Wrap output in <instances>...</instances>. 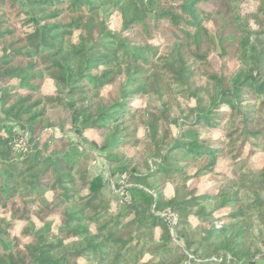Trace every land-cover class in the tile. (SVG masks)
<instances>
[{"label": "trees", "instance_id": "1", "mask_svg": "<svg viewBox=\"0 0 264 264\" xmlns=\"http://www.w3.org/2000/svg\"><path fill=\"white\" fill-rule=\"evenodd\" d=\"M90 133L128 202L70 155ZM263 152L264 0H0V264H264L245 226L264 199L217 171ZM207 175L217 193L188 187Z\"/></svg>", "mask_w": 264, "mask_h": 264}, {"label": "rangeland", "instance_id": "2", "mask_svg": "<svg viewBox=\"0 0 264 264\" xmlns=\"http://www.w3.org/2000/svg\"><path fill=\"white\" fill-rule=\"evenodd\" d=\"M202 6L207 9L213 8L211 5H207V4H204ZM248 6L255 7V3L251 1L248 3ZM109 22L112 29L117 30L120 28L121 19L118 15L116 14L112 15ZM213 33H215L214 29H213ZM212 62L216 67V69H219L222 63L221 59L215 55L212 56ZM229 65L232 69H236L238 67V62L236 60H231L229 62ZM187 95H188L187 93H184L183 95L177 93L175 95L177 102V104L174 107L175 112L179 113L180 109L191 105L194 106L196 104L194 100L188 99ZM148 100L155 102L157 106L160 103L159 97L156 95L151 94L150 96H148ZM129 102L134 106H141L146 104L145 99H138V98H131ZM17 129L20 131L18 127ZM61 135L62 134L59 132V130L54 131L55 137ZM89 135L90 137H88L87 139L81 140L83 145L82 144L79 145L77 143L74 144L73 146L74 150L71 151L70 155L73 157V160L78 158L79 156H85L86 151L84 149V146L88 148V150L94 152L96 154V158L91 162L89 166L91 176L93 177L95 175H101L105 180H108V183L105 185L104 188V192L106 193L107 197L112 199H114L115 197H122L124 202H128L130 199L129 197L125 196L127 194L124 191V187L127 186V183L125 182L123 184L124 185L123 187H119L117 185L114 191L112 181H114L115 183V181L118 180V182L121 183L123 182L122 178L121 177L120 178L117 177L116 179L110 178V171L105 157L103 156L102 153H100L96 149L95 144L90 140L91 137H95L96 135L94 133H90ZM69 138L73 141L75 140L73 136H70ZM134 152L135 149L133 148L129 151L130 154H133ZM241 166H243L241 168V171H238L239 167ZM263 167H264V152L256 154L251 157H248L247 153H245L243 155L242 160L237 165L232 164L231 161L220 160V162L218 163L217 171L225 172L230 175H235V176L237 175V179H236L237 183L239 185H244V187L242 188L240 186L236 187V191L238 192V197H240L241 199H245L248 197L254 200L260 197L264 199V189L260 188V185L258 184V182L261 180L258 174L260 173ZM160 181L162 184L161 193H163L167 198L171 197L174 194L173 185L166 183L163 177H160ZM188 185H189L188 187L190 188H196L197 195H201L205 193H217L219 183L212 175H207V176L190 179ZM255 213L257 214L258 212ZM223 214L224 211H220V212H216L215 216L220 217ZM256 214H252L251 218L247 220V224L245 223V226L248 229L247 244L252 246V248H260V247L263 248L264 220H260L258 214L257 215ZM162 215H164L166 217V220L168 221V226L171 229L173 238H176V232H177L176 223L178 222V214L176 212L171 211L170 209H167V211L162 213ZM191 222L194 226H196L197 220L194 217L191 220ZM215 223L217 225H221L223 221L216 219ZM188 231L189 233L191 232V230ZM203 231L204 230L200 231V233ZM201 252L202 251L199 250L197 256Z\"/></svg>", "mask_w": 264, "mask_h": 264}, {"label": "built area", "instance_id": "3", "mask_svg": "<svg viewBox=\"0 0 264 264\" xmlns=\"http://www.w3.org/2000/svg\"><path fill=\"white\" fill-rule=\"evenodd\" d=\"M29 137H30V134L28 132H26L25 134L22 135L21 138L15 140V146L17 148L24 149L26 147V145H28ZM121 178H122V181H123L121 183H124L126 175H123ZM112 185H113V188H114V191H115V183H114V181H112Z\"/></svg>", "mask_w": 264, "mask_h": 264}]
</instances>
